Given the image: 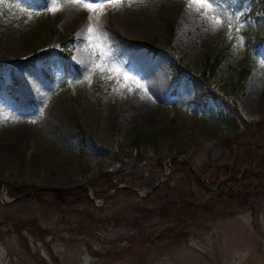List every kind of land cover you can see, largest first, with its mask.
<instances>
[{
    "label": "rangeland",
    "instance_id": "obj_1",
    "mask_svg": "<svg viewBox=\"0 0 264 264\" xmlns=\"http://www.w3.org/2000/svg\"><path fill=\"white\" fill-rule=\"evenodd\" d=\"M89 2L95 11L72 0H0V219L16 210L8 184L85 183L92 196L91 179L136 150L158 161L163 181L172 160L197 163L232 133L229 118L264 115V11L249 0ZM91 199L100 216L137 201ZM261 200L255 214L176 227L148 219L130 243L136 229L122 220L75 227L45 213L34 225L46 231L33 235L5 219L0 264H264Z\"/></svg>",
    "mask_w": 264,
    "mask_h": 264
},
{
    "label": "trees",
    "instance_id": "obj_2",
    "mask_svg": "<svg viewBox=\"0 0 264 264\" xmlns=\"http://www.w3.org/2000/svg\"><path fill=\"white\" fill-rule=\"evenodd\" d=\"M250 8L251 11H264L263 0H249ZM52 32L65 47V37L55 27ZM242 72L245 73L246 68L243 67ZM238 119L227 120V126L231 127L228 129L233 132L207 149L199 162L183 156L190 162L193 171L184 160H172L165 179L152 189L162 167L158 161L151 164L141 161L138 150L133 155V161L119 158L118 166L99 171L89 182L93 198L104 197L103 200L108 202L135 197L137 201L132 213L126 211L100 216L101 207L89 198L88 189L83 185L51 189L12 183L7 185L6 194L13 198L11 204L16 205V210L13 215L1 218L0 224L10 219L12 231L18 233L19 227H23L33 235H40L46 230L39 226L35 229L34 223L45 213H54L66 225L75 227L122 220L136 229L135 233L126 237L130 243L132 239L143 237L148 219L174 220L176 227L199 217L214 218L246 210L255 214L264 196V115L250 120L238 116ZM141 135L138 131L131 142L136 149ZM120 182L147 191L143 196H137L126 188L111 190ZM174 227L170 229L175 232Z\"/></svg>",
    "mask_w": 264,
    "mask_h": 264
},
{
    "label": "snow or ice",
    "instance_id": "obj_3",
    "mask_svg": "<svg viewBox=\"0 0 264 264\" xmlns=\"http://www.w3.org/2000/svg\"><path fill=\"white\" fill-rule=\"evenodd\" d=\"M73 3L82 4L84 8H86L89 11H95V7L93 3L89 2V0H72ZM120 2V0H110V3L112 5H117ZM52 3L54 4V0H52ZM196 3L198 5H201V0H196ZM103 7V5H101ZM189 7H192V0H189ZM201 7H207V5H201ZM51 12H55L58 10L57 7L53 6L48 9ZM88 31L91 32L92 29L88 28Z\"/></svg>",
    "mask_w": 264,
    "mask_h": 264
},
{
    "label": "water",
    "instance_id": "obj_4",
    "mask_svg": "<svg viewBox=\"0 0 264 264\" xmlns=\"http://www.w3.org/2000/svg\"><path fill=\"white\" fill-rule=\"evenodd\" d=\"M178 158L179 159H182V157H178ZM184 161L187 162L189 168L193 171L192 165L188 161H186V160H184ZM160 181H161V179L158 178L157 182H155V184L150 189L154 188ZM0 182H1L2 186H3V182L1 180H0ZM83 186L87 187V184L84 183ZM48 188L56 189L55 187H48ZM115 188H126V189L130 190L131 192H137V190H138V188L133 187V186H129V185L124 184V183H118V184L114 185L111 190H113ZM89 197L92 198V196H89ZM102 199H104V197ZM11 200H13V198H10L9 199V201H11Z\"/></svg>",
    "mask_w": 264,
    "mask_h": 264
}]
</instances>
